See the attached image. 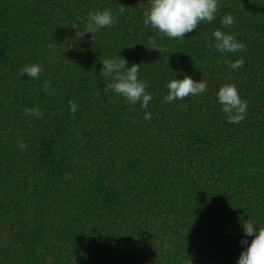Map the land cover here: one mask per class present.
Returning <instances> with one entry per match:
<instances>
[{"label":"trees","instance_id":"trees-1","mask_svg":"<svg viewBox=\"0 0 264 264\" xmlns=\"http://www.w3.org/2000/svg\"><path fill=\"white\" fill-rule=\"evenodd\" d=\"M150 3L0 0V264H237L242 222L264 227V0H218L183 38L144 25ZM104 10L116 23L85 33ZM217 29L246 49L209 47ZM120 56L148 82L147 109L105 91L100 62ZM29 64L38 79L19 75ZM186 75L208 90L165 102ZM224 84L247 101L239 124Z\"/></svg>","mask_w":264,"mask_h":264},{"label":"clouds","instance_id":"clouds-1","mask_svg":"<svg viewBox=\"0 0 264 264\" xmlns=\"http://www.w3.org/2000/svg\"><path fill=\"white\" fill-rule=\"evenodd\" d=\"M218 8V0H151L149 9L144 13V25L151 26L159 34L168 38H183L186 33L197 29L201 21L212 22ZM124 9H119L123 13ZM234 22L230 14H226L221 20L222 25L227 28ZM116 23L115 14L109 10L90 11L85 33H93L101 28L111 27ZM214 39V44L212 43ZM209 40V47H213L221 53L241 52L246 49V44L238 41L237 38L228 32L217 29L212 33ZM155 44V40L149 41ZM133 47V46H132ZM157 49V48H152ZM101 75L110 77L111 82L107 84L105 91L111 90L125 98L129 103L135 105L141 103V107L147 109L149 102L153 99L147 91L148 82L139 78V65L129 66L128 61L123 57L105 58L101 62ZM243 65V59L232 63L233 69ZM41 68L39 64L25 65L20 69L21 78L27 74L28 78L38 79ZM47 87V85L45 86ZM168 94L164 97L165 102H173L177 99H184L190 94L197 96L208 90V85L202 79L194 81L190 76L183 79H172L167 85ZM217 100L221 105V111L226 116L229 124H239L247 114V101L242 100L238 89L234 84H224L217 92ZM77 103L70 102V111H77ZM26 114L39 118L42 112L37 108L26 109ZM151 113L145 111L144 119L149 120ZM21 143L19 147H24ZM241 227L246 237L241 241L244 246L237 264H264V227L256 228L250 220H244ZM247 237H252L251 241Z\"/></svg>","mask_w":264,"mask_h":264}]
</instances>
